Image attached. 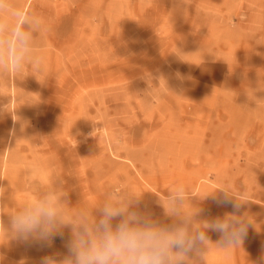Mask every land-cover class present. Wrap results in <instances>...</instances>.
<instances>
[{
  "label": "rangeland",
  "instance_id": "1",
  "mask_svg": "<svg viewBox=\"0 0 264 264\" xmlns=\"http://www.w3.org/2000/svg\"><path fill=\"white\" fill-rule=\"evenodd\" d=\"M220 188L251 225L231 250L208 231L203 264H264V0H0V264H64L61 238L12 235L38 195L71 215L131 193L170 223L174 192L231 212Z\"/></svg>",
  "mask_w": 264,
  "mask_h": 264
},
{
  "label": "clouds",
  "instance_id": "2",
  "mask_svg": "<svg viewBox=\"0 0 264 264\" xmlns=\"http://www.w3.org/2000/svg\"><path fill=\"white\" fill-rule=\"evenodd\" d=\"M218 207H231L222 216L197 220L199 212L185 207L184 196L174 192L167 201L170 223L140 211L139 197L127 193L120 199L106 195L95 211H65V200L54 193L38 195L24 203L10 218L14 239L26 245L50 247L64 241V264H203L208 231L218 234L215 245L224 250L242 246L251 222L239 216L242 205L226 188L209 194ZM147 206H145V209ZM65 229L70 234L65 238ZM40 264H54L45 256Z\"/></svg>",
  "mask_w": 264,
  "mask_h": 264
},
{
  "label": "bare ground",
  "instance_id": "3",
  "mask_svg": "<svg viewBox=\"0 0 264 264\" xmlns=\"http://www.w3.org/2000/svg\"><path fill=\"white\" fill-rule=\"evenodd\" d=\"M241 102V101H240Z\"/></svg>",
  "mask_w": 264,
  "mask_h": 264
}]
</instances>
